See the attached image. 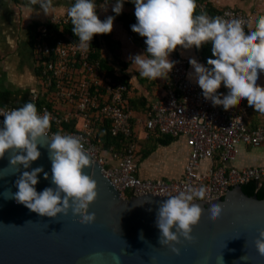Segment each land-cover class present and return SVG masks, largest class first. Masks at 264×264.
Instances as JSON below:
<instances>
[{"label":"clouds","instance_id":"clouds-1","mask_svg":"<svg viewBox=\"0 0 264 264\" xmlns=\"http://www.w3.org/2000/svg\"><path fill=\"white\" fill-rule=\"evenodd\" d=\"M125 2L115 0L112 12L120 15ZM128 2L134 4L136 17L131 30L145 38L144 52L129 57L130 66L136 67L140 77L166 79L177 63L170 59V54L178 46L185 50L200 49L211 42V52L215 57L207 60L211 67L190 57L193 71L188 73V77L202 89L203 97L210 103L227 107L246 98L255 112L264 114V86L257 83L260 74L264 73V14L258 15L254 24L245 28L240 18L234 15L224 18L210 17L205 11L197 14L196 0ZM29 3H38L45 15L53 9L52 0H29ZM106 3H111V0H106ZM97 8V0H74L67 9L72 31L83 49L89 47L95 35L113 31L116 17L108 15L101 20ZM218 83L225 86V91L219 95ZM0 116L4 117L0 120V159L15 150L8 156L9 165L31 168V171L20 173L15 181L18 190L5 198L14 199L42 217L56 218L71 211L81 218V223H93L96 215L89 211V207L98 197V184L94 173L89 175L84 171L92 167L93 162L81 140L60 132L49 135L51 114L47 110L41 114L31 101L10 110L0 107ZM42 140L45 143H41ZM38 145L48 150L52 165L51 183L54 185L39 192L36 188L39 174L43 173L44 179H49V173L43 166L31 167L32 162L41 156ZM204 191L203 183L193 184L186 191L169 195L159 204L155 225L159 229L160 244L172 246L180 236H191L190 225L197 219L201 207L193 198L202 196ZM205 202L209 217H219L222 205L217 201ZM255 245L264 255V231L259 233ZM173 251L178 249L173 247ZM114 259L118 264L119 257L114 256Z\"/></svg>","mask_w":264,"mask_h":264},{"label":"built area","instance_id":"built-area-1","mask_svg":"<svg viewBox=\"0 0 264 264\" xmlns=\"http://www.w3.org/2000/svg\"><path fill=\"white\" fill-rule=\"evenodd\" d=\"M108 4L100 0V10H106ZM205 4L200 6L202 10ZM233 15L245 28L251 25L252 16L240 9L226 7L218 14L224 18ZM48 23L56 25L61 35L49 29ZM69 24L66 10L36 27L34 52L39 85L30 99L38 112L47 110L51 114L49 135L60 132L78 137L86 153L102 166L103 174L124 198L176 195L203 183L204 194L193 199L205 202L223 199L236 185L264 183V165L235 166L241 145L264 147V125H252L236 105L221 107L206 100L202 89L188 77L187 57H173L177 63L170 73L171 87L137 119L128 103V84L115 79L122 76L120 64H112L114 76L108 75L101 58L93 57L92 41L87 49L81 48L78 37L65 30ZM220 89L218 84V95ZM242 101L247 103L246 98ZM0 107L17 108L1 101ZM104 122L109 123L112 135L126 140L120 149L110 147L105 151L99 145V126ZM137 124L160 135L188 138L191 151L181 178L144 179L138 175Z\"/></svg>","mask_w":264,"mask_h":264},{"label":"water","instance_id":"water-1","mask_svg":"<svg viewBox=\"0 0 264 264\" xmlns=\"http://www.w3.org/2000/svg\"><path fill=\"white\" fill-rule=\"evenodd\" d=\"M38 148L41 156L31 167L43 166L49 173V179L39 174V192L54 185L48 150ZM14 151L0 159V264H117L114 256L119 257L118 264H264L255 245L264 231V199L247 195L240 185L214 200L222 205L217 218H210L206 202L198 201L201 207L190 225L191 236L164 246L155 220L159 204L168 196L124 198L88 153L93 166L84 171L94 173L98 184V197L89 207L96 215L93 223H81L71 211L42 217L6 199L18 190L15 181L20 173L31 171L9 165L8 156Z\"/></svg>","mask_w":264,"mask_h":264},{"label":"crops","instance_id":"crops-1","mask_svg":"<svg viewBox=\"0 0 264 264\" xmlns=\"http://www.w3.org/2000/svg\"><path fill=\"white\" fill-rule=\"evenodd\" d=\"M216 9L236 6L245 13L252 16V26L258 15L264 14V0H210ZM241 1V3H239ZM111 0L106 10H100V0H97V12L101 20L108 15L115 16L112 12ZM53 9L49 15H45L39 4H30L29 0H0V92L31 94L39 85L37 60L34 52L35 29L45 24L56 14H63L72 4L70 0H52ZM132 17L134 15V4L126 0L122 11ZM116 32V33H115ZM100 38V54L102 59L111 66L120 64V73L127 77L129 86L128 99L134 100L136 109L134 114L141 119L159 96L166 93L171 87L170 74L166 79L149 80L142 78L135 66H130L129 57L134 54L143 53L145 48L138 46L132 41L128 29L123 22L115 18L113 31L106 34L110 45L98 34ZM204 47L196 49H182L178 46L174 56L195 57L207 67L208 53ZM215 58V57H214ZM121 62V63H120ZM124 64H128L125 69ZM193 71L191 66L189 72ZM193 80V79H192ZM194 81V80H193ZM264 86V73L260 74L257 81ZM219 94L225 91L222 83ZM245 114L252 125H264V114L254 111L252 106L243 102L242 99L235 104ZM137 135L139 140V170L138 175L144 179L173 180L182 177L184 166L190 155L191 146L186 136L172 137L160 135L143 129L142 124H137ZM264 165V147L254 148L247 145L240 146V154L235 162L237 168L256 167Z\"/></svg>","mask_w":264,"mask_h":264},{"label":"trees","instance_id":"trees-1","mask_svg":"<svg viewBox=\"0 0 264 264\" xmlns=\"http://www.w3.org/2000/svg\"><path fill=\"white\" fill-rule=\"evenodd\" d=\"M70 1H71V3L74 2V0H70ZM196 2H197V8H196L197 14L201 11H205V12H207V14L210 17H215V16H218V14L221 12L222 9H224V8L216 9L212 5V2L210 0H196ZM203 3H206V4H205L204 9L202 10L200 8V6ZM230 7H234V6H230ZM234 8L240 9L236 6ZM115 17L118 20L122 21L124 26L128 29V32L131 35L132 41L134 43H136L138 46H140L142 48H146V45L144 42L145 38L141 37L138 33L133 32L131 30V27H130L132 24L136 23V17H132V16L125 14L123 12L118 16L115 14ZM47 26L49 27V29H51V30L53 29L59 36L61 35V34H59V30H58L59 28L56 25L48 23ZM72 27L73 26L71 24L66 25L65 30L73 33ZM101 37L104 39V41L107 42V44L110 45V40H109L108 36H106V34H101ZM51 41H52V38H51ZM100 42L101 41H100L98 34L95 35L93 40H92L93 51H94L93 57L101 58L102 68L107 72L108 75L114 76L113 66H109V64L106 62V60L102 59V57H101ZM203 47H204L206 52L208 50H211V47H212L211 42L204 44ZM174 52H176V50ZM123 67L126 69L128 67V64L123 63ZM115 79L120 80L124 83H127V81H126L127 77L124 75L121 77L115 76ZM16 93L17 94H13L10 92H0V101L4 105H9V106L17 107V108L22 106L24 103L31 101L29 92L24 93L23 96H21V97H18V95H19L18 92H16ZM127 99H128V95H127ZM128 103H129V106L132 110L136 109V103L134 100L128 99ZM255 126H256V124H255ZM65 127H68V126H65ZM169 138H171V137L169 136ZM122 142H126V140L122 137L112 135V133L110 132V126H109L108 122H104L102 125L99 126L98 143L103 150L107 151V150H109L110 147L120 149L122 147ZM137 143L139 144L138 139H137ZM139 156H140V153H139ZM242 189L249 196L256 195L259 199H264V183L262 185H259L256 181H251L247 184H243Z\"/></svg>","mask_w":264,"mask_h":264},{"label":"rangeland","instance_id":"rangeland-1","mask_svg":"<svg viewBox=\"0 0 264 264\" xmlns=\"http://www.w3.org/2000/svg\"><path fill=\"white\" fill-rule=\"evenodd\" d=\"M230 1H235V0H230ZM239 3H241V1H239ZM115 33H116V32H115ZM207 54L209 55L208 58H209V57L214 58V56L212 55L211 50H209V52H208Z\"/></svg>","mask_w":264,"mask_h":264}]
</instances>
